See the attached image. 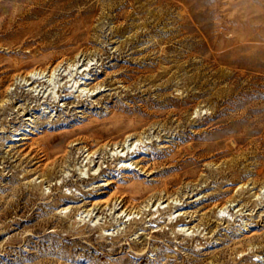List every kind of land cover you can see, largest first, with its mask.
<instances>
[{"label":"rangeland","instance_id":"374dc122","mask_svg":"<svg viewBox=\"0 0 264 264\" xmlns=\"http://www.w3.org/2000/svg\"><path fill=\"white\" fill-rule=\"evenodd\" d=\"M0 264H264V0H0Z\"/></svg>","mask_w":264,"mask_h":264},{"label":"bare ground","instance_id":"6f19581e","mask_svg":"<svg viewBox=\"0 0 264 264\" xmlns=\"http://www.w3.org/2000/svg\"><path fill=\"white\" fill-rule=\"evenodd\" d=\"M43 71L45 72L46 70H43ZM34 73H35V71H31V72L26 74L27 75L26 77L28 79L27 82H32V84L38 83L40 86H44L46 84V81H42V79H40V78H34L33 77ZM66 87H67V85H66ZM66 87H63V88H66ZM65 91H67V89H65ZM117 248H118V246L115 247V249H117ZM115 249H114V251H116Z\"/></svg>","mask_w":264,"mask_h":264}]
</instances>
